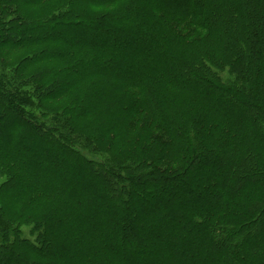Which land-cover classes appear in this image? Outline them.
<instances>
[{"label": "trees", "instance_id": "obj_1", "mask_svg": "<svg viewBox=\"0 0 264 264\" xmlns=\"http://www.w3.org/2000/svg\"><path fill=\"white\" fill-rule=\"evenodd\" d=\"M0 264H264V0H0Z\"/></svg>", "mask_w": 264, "mask_h": 264}, {"label": "rangeland", "instance_id": "obj_2", "mask_svg": "<svg viewBox=\"0 0 264 264\" xmlns=\"http://www.w3.org/2000/svg\"><path fill=\"white\" fill-rule=\"evenodd\" d=\"M172 7H175L173 4H172ZM143 39V41H140L139 38H135L133 40V44H131V48L132 50L134 49L135 51H137V53H140V54H144L143 53V50H144V41H145V38L148 37V35H141L139 36ZM156 40V38H155ZM182 59H185L184 56L181 57ZM172 67H175V66H172ZM48 154V153H47ZM62 175V174H61ZM79 182V181H78ZM84 184V183H83ZM86 185L87 189L88 190H94L95 188H93L90 184L87 185V184H84V186ZM240 209V206H238V210ZM25 235H26V231H25ZM27 236V235H26Z\"/></svg>", "mask_w": 264, "mask_h": 264}]
</instances>
